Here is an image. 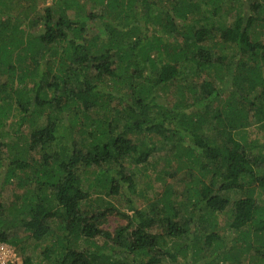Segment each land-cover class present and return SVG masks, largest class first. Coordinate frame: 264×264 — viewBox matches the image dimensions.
<instances>
[{"label": "trees", "instance_id": "obj_1", "mask_svg": "<svg viewBox=\"0 0 264 264\" xmlns=\"http://www.w3.org/2000/svg\"><path fill=\"white\" fill-rule=\"evenodd\" d=\"M26 1L0 0L9 264H264V0Z\"/></svg>", "mask_w": 264, "mask_h": 264}, {"label": "rangeland", "instance_id": "obj_2", "mask_svg": "<svg viewBox=\"0 0 264 264\" xmlns=\"http://www.w3.org/2000/svg\"><path fill=\"white\" fill-rule=\"evenodd\" d=\"M54 1L55 0H38V6H37L36 9L38 11H41V10H43V8L52 5L54 3ZM26 2H30V4H33V1H31V0H27ZM86 5H87L86 6V8H87L86 9L87 14H90V12H98L101 9V8H98L96 10L93 9L91 2H89V3L86 2ZM226 15H227L226 12L221 11V13L218 14L217 16H214L213 19H214V21L217 22L220 19H224L225 17H223V16H226ZM33 16L34 15H32V17ZM95 25H96L95 26V29H97V27L101 25V22L98 21V22H96ZM5 130H8V126L5 127ZM251 131H252V137L253 138H257V139H259L261 141V143H264V130L261 129L260 132L258 133L257 131H259V130L257 129V127L253 126L252 129H251ZM159 157H162V155L161 156L158 155L156 157H153L151 159V161L153 163H157L158 164V167L159 166L162 167V165L164 164V162L161 161L160 159H158ZM141 168L142 167H138L139 170L135 169L137 171V173H138V171H140ZM160 171H161V169H158V170L155 171V170H152L150 168L149 171H148V174H147L148 176L147 177H143V178L141 177L142 175L139 174L137 176L138 181L136 182L137 183V186L139 187L138 190H140V189L143 190L145 193L148 194L149 197L152 198V197L155 196V192L161 191L164 188V182H163V179L164 178H166L168 181H170L171 183H173V188L176 187L179 190L182 189L183 186H182V184H180L181 181H180L179 178H171L170 179V177L165 176V174L162 172V178H163L162 179L160 176L158 177V175H157V172H160ZM83 182H84L83 183L84 189H86L88 191V188L87 187H88V185L90 183L89 179L86 180V181H83ZM4 192H5L4 195H2L3 196L4 204L5 205H9L14 200L15 194L18 193V192H21V188H19L17 185H15V186L14 185H9L8 188H6V190ZM98 192L96 191L92 195L93 196L92 197V200L98 199L96 201H100V199L102 198L100 196H103V195L101 193H98ZM132 197L134 199H137L136 196H132ZM120 207H119V210H120ZM129 208H132V206H130L129 204L126 206V203H125V208L124 209H125L126 212L128 211L127 209H129ZM121 209H123V208L121 207ZM121 223H125V220L122 219L119 215L112 214V215H110L108 217V221L106 222L105 228L106 229L108 228V229H111L112 230L115 227H117L118 225H120ZM13 231H14V229H13ZM11 232H12V230L9 231V233H11ZM27 234L28 233L25 231V229H22V230H19V235L18 236L21 237L23 239V242H24L25 237L27 236ZM8 246H9V248L11 250L12 256L14 257L12 259L18 258L17 252H16L15 248L12 247V246H10V245H8ZM29 253H30V251H29ZM31 253H34L35 254V255L32 254V256L34 257L35 264H38V262H40L39 261L40 259H39V257L36 258L37 257L36 251L34 250ZM164 263H166V264H174L170 260H165ZM246 264H247V262H246Z\"/></svg>", "mask_w": 264, "mask_h": 264}, {"label": "built area", "instance_id": "obj_3", "mask_svg": "<svg viewBox=\"0 0 264 264\" xmlns=\"http://www.w3.org/2000/svg\"><path fill=\"white\" fill-rule=\"evenodd\" d=\"M12 258L14 257L12 256L8 244L0 242V264H9Z\"/></svg>", "mask_w": 264, "mask_h": 264}]
</instances>
